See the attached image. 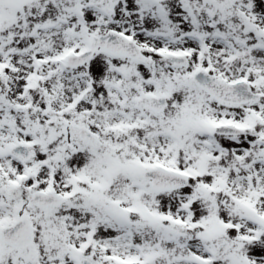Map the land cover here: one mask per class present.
Instances as JSON below:
<instances>
[{"label":"snow or ice","instance_id":"6c2138e0","mask_svg":"<svg viewBox=\"0 0 264 264\" xmlns=\"http://www.w3.org/2000/svg\"><path fill=\"white\" fill-rule=\"evenodd\" d=\"M0 264H264V0H0Z\"/></svg>","mask_w":264,"mask_h":264}]
</instances>
